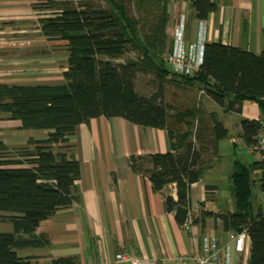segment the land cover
<instances>
[{"label":"trees","instance_id":"1","mask_svg":"<svg viewBox=\"0 0 264 264\" xmlns=\"http://www.w3.org/2000/svg\"><path fill=\"white\" fill-rule=\"evenodd\" d=\"M56 1L37 0L34 8L56 10L39 18V31L43 37L67 43L64 81L0 82V114L18 121L19 129L49 131L46 139H30L27 146L16 148H10L0 137V222L12 225L11 231L0 232V264H31L30 257L19 252L51 244L47 235L36 233L39 223L77 201L80 162L66 142L80 124L97 117H122L142 127L167 130L175 152L131 155L129 166L147 177L156 192L175 184L177 199L167 193L164 205L182 225L191 206V187L202 179L206 163L210 165L206 155L210 149L218 152V143L228 135V129L213 112L209 120L198 117L195 136L199 145L185 140L170 121L165 98L168 82L203 90L225 113L241 114L245 104L255 103L264 119V52L206 42L199 70L181 75L166 60L173 48L166 33L169 8L165 2L70 1L56 7ZM193 5L200 19L216 10L212 0H194ZM132 6L139 17L131 13ZM141 72L155 76L158 86L151 95L136 91L137 74ZM197 104L187 110L192 119L197 113L203 114ZM240 127L243 142L250 146L260 122L242 118ZM255 172H259L257 179ZM230 181L234 211H203L201 222L206 217H220L225 230L246 229L251 242L248 264H264V211L261 207L256 210L253 203L254 186L264 192V162L235 161ZM52 264L81 263L74 255L56 258Z\"/></svg>","mask_w":264,"mask_h":264},{"label":"crops","instance_id":"2","mask_svg":"<svg viewBox=\"0 0 264 264\" xmlns=\"http://www.w3.org/2000/svg\"><path fill=\"white\" fill-rule=\"evenodd\" d=\"M160 1L165 2L169 8L166 33L172 48L176 28L179 27L188 53L199 68L206 42L222 43L256 54L264 52V0H212L216 3V10L205 19L197 17L194 0ZM36 2L37 0H0V29L23 27L35 21V13L38 11V8H34ZM2 32L6 31H0V34ZM6 38L0 36V47L8 44L10 47L24 48L32 43H47L51 40L48 41L42 35L35 40L7 41ZM55 55L57 54H48V58L43 61V71L38 72L36 63L39 62L35 58L40 55L37 52L28 55L9 54L6 56L10 63L8 69L0 71V75L11 78L14 82L2 79L0 82L37 84L35 81L31 82L37 80L35 76H50L53 72H58L59 81L50 84L61 83L68 64L56 65ZM67 58L68 56L66 61ZM167 87L169 90L165 98L170 106V121L174 131L185 140H195L196 143L198 117L209 120L210 113L215 112L219 118V112L223 109L195 86L168 82ZM196 102L203 114L197 113L195 119H192L187 110L194 108ZM239 115L247 119H261L255 103L245 104ZM240 121L236 122L235 128L239 136ZM15 122L16 131L19 132H16L17 135L9 132L0 134L10 148L27 146L30 139L47 138L48 130L43 129L42 134L28 135L29 129H19L18 121ZM207 135L211 137V132ZM66 144L71 146L70 150L80 162L78 199L71 207L61 209L55 216L39 223L36 233L47 235L51 244L20 251L21 256L30 257L31 264H52L56 258L74 255L79 257L81 264H122L115 259L116 253L121 249L155 260L157 264H193L186 257L193 255L200 247L202 234L215 236L220 245L227 243L229 230H225L213 216L206 217L204 223L197 219L192 229L194 235L184 232L182 225L176 221L174 212L165 210V194L169 192V186L162 192H156L147 177L131 170V155L146 156L176 151L168 138L167 130L142 127L122 117H97L89 123L80 124L76 132L67 137ZM216 188V185L203 184L202 179L194 183L191 187L192 208L199 214L201 212V215L203 211H234L208 209L206 200L216 197ZM194 192L196 194L193 197ZM171 195L177 199L176 186ZM250 252L251 242L248 237L243 252L232 248L229 263L248 264Z\"/></svg>","mask_w":264,"mask_h":264},{"label":"rangeland","instance_id":"3","mask_svg":"<svg viewBox=\"0 0 264 264\" xmlns=\"http://www.w3.org/2000/svg\"><path fill=\"white\" fill-rule=\"evenodd\" d=\"M73 1L76 4L80 2H87L92 1L95 3L104 4L102 0H57L55 6L60 7L62 3L64 2H70ZM131 13L135 15L136 17H139V13L136 7H131ZM39 12H38V11ZM55 10L52 7H41L36 9V20L31 21L27 26H11L12 28L5 27L4 29H0V31H6L2 32L0 36L7 37V41H12L13 39L18 40H35L37 39L41 33L39 31V18L45 17L49 15L55 14ZM17 37V38H15ZM4 41V40H3ZM6 41V42H7ZM38 41V40H37ZM49 41V39H48ZM5 43V42H4ZM8 43V42H7ZM66 42H62L60 40H50L47 43H38L31 45H27L24 48L19 47H10L8 44L2 45L0 47V71H5L8 69L9 61L7 60L8 57H6L9 54L18 55L19 53L22 54H30L37 52L40 56L36 57V61L39 63L36 67L38 72L43 71L44 66V60L48 58V54H57L55 55L56 65H63L67 63L66 56H68V50L66 46ZM8 64V65H7ZM68 66V65H67ZM60 73L53 72V74L49 75H37V80H31L35 82H57L59 81ZM0 79L11 81L13 79L1 76ZM14 82V81H11ZM157 81L155 79V76L153 74H145L143 72L137 74L136 78V89L140 94H146L151 95L155 92L157 89ZM167 87V91H168ZM168 98V97H167ZM219 106V105H218ZM249 111V109H248ZM219 118L223 122V124L228 129V135L221 139L218 143V152H214L213 149H210L208 155H206V159L211 161L210 165L206 163V167L203 170L202 175V182L203 184L208 185H216V191H215V198H209L206 200V205L208 209L214 210V211H231L234 210V201H233V195L230 188V170L232 168V165L235 161H241L246 164L253 163L257 161V158L255 154H253L250 151V148L248 145H246L241 136L238 135L236 131L237 123L241 120V116L237 113H231L227 114L220 110L219 112ZM8 120V121H5ZM231 121H233L231 123ZM198 127V125H197ZM205 129L206 126H203ZM17 126L16 122L14 120H11L8 118L7 114H0V134L3 135L6 132L11 133V135H17ZM43 129H29V132L27 134L33 135V134H42ZM17 132V133H16ZM197 133V130H196ZM195 142V140H194ZM198 138L196 140V146H198ZM254 178L257 179L259 176V172L254 173ZM202 185V184H201ZM196 193H193V197ZM191 203V202H190ZM254 208L261 207V209L264 211V192L259 190L256 186H254ZM199 207V204H196ZM193 213V226L194 222H196L197 219L201 222V212L200 214L198 211H191ZM216 221L220 222L223 226V220L220 217H213ZM214 220V221H215ZM216 224V223H215ZM224 227V226H223ZM193 227L191 228V230ZM12 230V225L10 223H2L0 222V232H9ZM189 234V233H188ZM202 235H209V234H202Z\"/></svg>","mask_w":264,"mask_h":264},{"label":"built area","instance_id":"4","mask_svg":"<svg viewBox=\"0 0 264 264\" xmlns=\"http://www.w3.org/2000/svg\"><path fill=\"white\" fill-rule=\"evenodd\" d=\"M181 36V28L178 27L176 28L173 49L167 54L166 60L174 72L181 75H193L199 70V65L189 55L186 44L183 42ZM257 120L260 122L261 128L255 135L254 142L249 148L255 154L258 161L264 162V119ZM168 186V194L171 195L175 184ZM191 211H196V209L190 206L188 218L183 222L181 227L184 232L194 235L191 230L193 227V213ZM247 238L248 233L246 229L241 231L229 230L228 241L225 245H220L215 236L202 235L200 247L193 255L186 257V259L191 260L193 264H230V251L233 248L237 252H243ZM115 259L122 264H157L155 260L133 255L125 251V249L118 251Z\"/></svg>","mask_w":264,"mask_h":264}]
</instances>
